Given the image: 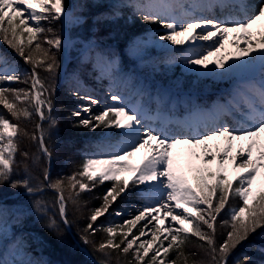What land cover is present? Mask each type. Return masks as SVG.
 Masks as SVG:
<instances>
[{"label": "snow or ice", "instance_id": "snow-or-ice-1", "mask_svg": "<svg viewBox=\"0 0 264 264\" xmlns=\"http://www.w3.org/2000/svg\"><path fill=\"white\" fill-rule=\"evenodd\" d=\"M213 6L193 2L188 5L192 12H188L183 11L185 4L180 0H154L134 5L144 22L163 24L166 32L159 39L174 45H189V55L185 57L188 65L201 66L208 70L207 74L223 75L258 64L264 72V31L259 33V39L254 38L257 33L253 31L255 25L264 23V0H258L256 4L245 0H219V7L227 13L223 19L194 15L198 8L211 9ZM177 9L181 10L179 16L176 15ZM62 18L65 21L72 18L68 15L65 0H0V40L31 66L30 72L25 73L13 66L6 55L0 54V106L17 121L0 115V185L7 182L12 188L23 187L32 195L45 188L53 190L61 222L71 225L69 203L79 210L82 194L110 181L111 187L100 198V206L92 210L81 235L83 243L91 245L93 252L103 257L97 259V264H188L185 248L193 237L200 242L201 248L207 250L211 258L209 264H255L247 253L234 260L230 258L253 234L264 230V185L259 189L254 187L257 178L262 176L261 169H264V142L261 141L264 137V85L254 88L251 97L245 99L246 110L239 126L234 127L224 120L223 117L231 112L222 110L210 122L185 124L179 132L168 128L167 123L160 128L154 127L153 122L158 117L150 116L142 106L129 105L127 99L117 92L110 94L112 105L93 114V106L100 105L101 100L77 86L72 94L85 103L79 105L80 110L72 115L88 114V118L80 119L77 126L91 131L117 130L125 138L124 146L115 147L102 156L87 155L71 175L53 181L50 168L54 151L48 141L58 126V120L52 115L55 86L42 79L39 70L53 74L60 67L57 53L63 46L62 36L53 28L44 27L42 22L51 23ZM229 33L235 34L233 43L239 48L240 57L248 59H233L232 53L220 55ZM196 41L214 43L197 51ZM241 41L244 47H240ZM45 43L50 47H44ZM214 56L216 59H211ZM218 69L223 72H217ZM29 78L30 87L27 89L7 86L28 83ZM33 115L40 123L31 139L38 141L39 153L46 158L48 165L43 168V182L39 184H33L27 163L24 165L26 177L13 179L17 154L29 157L27 151L20 152V138L28 133L21 128L19 121ZM220 138L226 143L223 148L217 145L213 150L210 142ZM238 140L247 141V145L241 144L237 148L235 142ZM180 144L192 146L191 156L203 160L200 165L193 164L191 159L187 161L188 171L193 173L191 179L181 165V157L173 152ZM200 147L203 151H196ZM254 149L258 152L255 157ZM141 150H146L145 155L139 163H133L131 158ZM32 159L36 163L40 157L33 156ZM212 161L216 162L215 168L211 166ZM139 186L146 190L141 192L146 203L136 210V215L121 224L93 227L118 198L129 195ZM231 199H238L239 205L229 206ZM35 207L47 215L49 209L44 201H36ZM222 213L229 218L220 219L219 226L228 230L223 240L217 243V221ZM114 214L124 215L119 210ZM48 226L56 230L57 235H62L56 219L49 217ZM97 231L106 233V239L99 243L90 239ZM149 231L150 238L141 239L147 237ZM252 247L264 252V248ZM173 252L177 253L176 258L170 259ZM129 254L132 259H121ZM5 264H14V261H5ZM192 264L202 262L193 260Z\"/></svg>", "mask_w": 264, "mask_h": 264}, {"label": "trees", "instance_id": "trees-1", "mask_svg": "<svg viewBox=\"0 0 264 264\" xmlns=\"http://www.w3.org/2000/svg\"><path fill=\"white\" fill-rule=\"evenodd\" d=\"M67 9L73 8L74 15L83 17V22L72 28L71 34L80 32V41L73 44L74 47L83 45V43L95 40L102 42L114 43V48L120 51L121 46L125 41L131 37L142 35L151 28L152 24L144 22L140 18V13L135 10L132 4L117 9L111 8L108 0H65ZM118 13V15H116ZM44 27L53 28L56 33L62 36V22H42ZM51 35V33H45ZM71 35V36H72ZM43 41V37L39 38ZM44 47H50L46 43ZM118 46V47H117ZM93 48L89 52V58H78L71 60L68 67L63 71L62 69V49L57 53V59L60 67L55 73L49 74L43 69H40L42 79L51 81L55 86L53 93L54 109L52 115L58 120V126L53 130L49 146L54 151V158L50 168V179L55 181L61 177L71 175L76 171L81 164L84 157L97 149V142L99 138L104 135L107 130L96 129L91 131L86 127L77 126L78 121L82 118H88V114L82 113L81 117L72 115L74 111H79L78 106L85 103V101L77 98L70 91L69 82L76 88L77 86H84L88 88L90 84L93 88L97 86L111 92L114 90L115 84L118 81L111 79L114 75L107 77L100 76L97 70L93 69L91 54L96 51ZM153 54H156L152 50ZM0 54L6 55L13 66L18 67L25 73H29L31 66L26 64L24 60L19 57L13 49H11L3 40H0ZM157 59L156 57L154 58ZM158 62V60H157ZM131 62L127 59L122 63V73L128 72ZM176 71H180L179 64L176 66ZM116 78H123L121 73L115 74ZM23 79V78H22ZM150 81H153L150 79ZM13 88L30 87V78L28 83L17 82L7 85ZM84 88H82V91ZM85 92V91H84ZM95 97L94 92H91ZM98 106H93V114L99 113ZM0 115L17 122L3 106H0ZM40 123L39 118L33 115L30 119H21L19 124L22 129L28 133L27 136L20 138V152L27 151L29 157L25 158L19 153L17 154V166L13 175V179L25 178V163L29 166V172L33 177V184L43 182V168L47 167L46 158L43 157L38 150V141L31 139V134L36 132V125ZM47 129V122L44 123ZM38 134V133H37ZM33 156H39L38 162L33 163ZM111 187V182L106 181L104 184H98L91 192L82 194V203L79 210L73 208L69 203V218L72 219L71 225H64L58 214V207L55 203L56 193L48 188L35 195L28 194L23 187L12 188L9 183L5 182L0 185V203L10 213V220L12 225L16 228L20 227L28 233V241L34 253L43 258L45 264H97L98 257L93 252L91 245H86L81 240V235L84 234L83 230L88 223V217L92 210L99 207L102 203L100 199L103 194ZM135 189L131 190L129 195H122L112 205V208L104 216L100 217L94 228L100 225L107 227L112 224H121L125 221L126 217L116 216V210L122 211L121 206L124 200L130 201L134 196ZM44 201L48 207L47 215L38 212L35 207L36 201ZM238 199H231L229 206H238ZM123 212V211H122ZM49 217L56 219L59 224V232L62 235H57L56 230L50 229L48 226ZM229 217L224 213L218 218L217 224V243H220L226 235L227 228L219 226L220 219H228ZM90 239L96 243L106 239V233L97 231ZM200 242L194 237L191 242L186 246L185 253L188 255V264L192 261L202 262V264H209L210 256L207 254L205 248L199 246ZM252 245L264 248V230H259L253 234L248 241L238 247L233 253L230 260L247 253L252 258L255 264H264V252L257 250ZM195 253V255H192ZM177 253L170 254V259H175ZM132 259L131 254L127 258ZM112 260L115 261V255ZM183 264V262H181Z\"/></svg>", "mask_w": 264, "mask_h": 264}, {"label": "rangeland", "instance_id": "rangeland-1", "mask_svg": "<svg viewBox=\"0 0 264 264\" xmlns=\"http://www.w3.org/2000/svg\"><path fill=\"white\" fill-rule=\"evenodd\" d=\"M184 1L186 2V0H180V2L185 4ZM108 2L111 8L117 9L118 7L130 4L129 2H132L133 5H135L136 3L148 4L154 2V0H108ZM68 15L72 18L66 21L62 18L64 24L67 26L63 27L62 30V47H64V38H69V40L66 41V44L68 43L69 45V53L71 54L73 50L77 49L80 50L79 53H82V47L75 49L73 48V44L79 42L81 39L79 31L75 32L74 35L71 34L72 36L69 35L68 37L66 36V33L64 36V32H67L71 29L72 26L79 23L82 20V17L74 15L72 13V10H68ZM153 25L156 26L154 28L152 27L148 29L146 33L131 37L130 39L125 41L121 46V48L123 49L122 51H116L113 47L114 45L108 48L106 47V43L103 49L97 50L92 54L93 69L97 70L102 75H112L116 71L120 72V68L122 69L120 61L125 58L131 60L133 64L130 71L132 70L134 71V73L125 77L124 81L126 82V85L123 84L124 86H122L121 90L117 93L123 95L127 99L129 105L133 107L142 106L144 110L147 111L148 107L152 106V108L155 109V113L152 116L159 114L160 111L157 110L159 104H165L169 107L175 108L179 107L185 101H189L192 99V96L189 97V94L193 92L194 94L195 92L204 94V92L208 91L211 88L210 84L213 85L214 83H217L219 81H224L222 77H200L194 72V70L189 67V65L183 59L182 53L175 54L170 51H158L155 45V38L153 37V34L157 33V31L162 28V23L155 22L153 23ZM92 44L93 43H90L88 45ZM180 48L183 52H186L187 50L183 47ZM152 50H156L157 54L154 55L153 53H151ZM155 57L158 58V63H155ZM83 58L87 59L88 55H83ZM178 64L180 66V71L183 72V74L191 75L193 78L191 77V79H187V77L183 76V74L180 75V72L178 76H175L176 66ZM258 69L259 65H257V70ZM140 72H145V74H140ZM156 72L162 75L161 79L166 84V88L164 91L157 90L148 81L149 78L157 76ZM256 72H253L251 75ZM111 79H113V77ZM261 80H264V77ZM170 82L176 83L178 86L185 85V87L180 90V92L183 94L182 98L175 99L173 96H171L177 91L169 84ZM68 84L70 86V91L73 93V91L76 90V87L71 82H69ZM194 84H198L200 88L198 87L199 89L197 90L192 89V86ZM82 88H84L86 92H94L97 95L96 97L102 101V105L98 106L101 110L106 105L110 106L114 103L110 99V94H106L103 89H93L92 87L86 88L84 86H82ZM147 93H149L150 96L148 97L146 104L141 105V96ZM218 94L220 95V92H218ZM152 101H154L155 103L152 104ZM220 105V101L213 102L209 107H203L199 102L198 104L193 103V109L191 110V112L195 110L200 112H209L211 109L220 107ZM78 110H80V108ZM115 135L116 130H107L106 134H104L103 137L99 138L96 144L97 149L87 155L98 156L100 151L111 152L115 150V147H118L122 141L118 137L115 138ZM257 154V150H254L253 156H256ZM124 175L130 176L127 173H124ZM141 192H144V190L139 186L136 189V195L133 199H131L129 202L124 200V205L122 204L121 210L126 217L125 220L132 218L131 211L133 209L141 207L144 203H146V200L141 195ZM139 227L140 225H137V228ZM149 227L151 228V225ZM133 231L135 232L136 229H133ZM148 234H151V232L149 231ZM141 239L144 238L142 237ZM28 240L29 239L26 231L21 228H15L11 224L9 212L2 205H0V264H5V261H14V264H27V262L29 261L32 262V264H45L44 260L41 257L33 254L34 251L30 247V243L28 242Z\"/></svg>", "mask_w": 264, "mask_h": 264}, {"label": "bare ground", "instance_id": "bare-ground-1", "mask_svg": "<svg viewBox=\"0 0 264 264\" xmlns=\"http://www.w3.org/2000/svg\"><path fill=\"white\" fill-rule=\"evenodd\" d=\"M253 1H257V3H258V0H245V2H248V3H251ZM193 2H195L197 4H202V5H204V4H213L214 5L211 9L198 8L195 10L194 15L212 17L213 13L215 12L217 14L215 17L223 19L225 17V15L227 14L224 9L219 7V5H218L219 0H186L185 8L183 11L192 12V9L190 7H188V5L192 4ZM180 14H181V10L177 9L176 15L179 16ZM65 27H67V26L65 25ZM253 31L255 33H257V35L254 38L259 39V33L261 31H264V23H258L257 25H255L253 28ZM165 32H166V29H164L163 24H162V28L160 30H158L157 33L153 34V37L155 38V45H156L158 51H161V52L170 51V52H173L175 54L182 53L183 59L185 60V57L187 55H189V53H188L189 45L188 44L174 45V44H171V42H169V41H164V40L159 39V37L163 36L165 34ZM197 32H199V30H197ZM234 37H235L234 33H229L228 39L225 41L226 46L221 51L220 55H226L228 53H232L233 59H235L236 57H240L239 48H237V46L233 43ZM213 43H214V41H197V42H195L197 51H202L204 49H207ZM180 47L186 48L187 49L186 52H183ZM240 47H244L243 41H241ZM240 58L244 59V60L248 59V57H240ZM211 59L215 60L216 57L215 56L211 57ZM229 63H231V60L229 61ZM257 65L252 66L247 70L233 71L231 73H227V74H223V75L207 74L208 70L202 69L201 66H190L189 65V67L192 70H194V72L197 75H199L200 77H205V76H210L212 78H221L222 77L224 79V81L229 80L230 82L228 84V88H226L227 89L226 93L227 94H229L230 92L231 93L229 95L228 101L226 103L221 104L220 107H216L215 109H211L209 112H200V111L195 110L192 113H188L186 120H184L181 123V126H183L185 124L197 125V124L210 122L215 117V115L222 110L225 112H231V115H225L223 117L224 120L228 121L234 127L239 126L238 122L242 121V114L246 110L245 99L251 97L252 90L254 88H258L260 85H264V80H258V78L256 76L251 75L253 72L257 71ZM209 68H212V65H209ZM217 72H223V70L218 69ZM169 84L173 88H175L177 91L175 94H173L171 96H173L175 99L182 98L183 94L180 92V90H182L185 87V85L178 86L176 83H173V82H170ZM198 87H199L198 84H194L192 86V89H197ZM149 96H150L149 93L143 94L141 96V99H140V104L145 105ZM147 112L151 113L150 110H147ZM175 115H179L177 111H174V112L167 111V110L161 111V112H159L158 115L153 116V117H158V119H156L153 122V126L160 128V127H163L165 123H167L168 128H171L173 131L177 130L179 132L181 130H178L179 128L176 129L179 126H176V124L174 122V119H175L174 116ZM199 130L203 131V128H200ZM117 137L122 140L121 144L118 147H123L124 142H125V138L116 130L115 138H117ZM261 141L264 142V137H261ZM210 143L212 145L213 150H216L217 145H219L220 148H223L226 141H224L223 138H220L219 140H214ZM241 144H244L246 146L247 141H239L238 140L235 142V145L237 148ZM145 151L146 150H141V152L138 153L135 157H132L131 158L132 162L133 163H139L141 158L145 155ZM196 151L202 152L203 149H202V147H200V148H197ZM173 152H174V155H178L181 157V161H180L181 165L185 168V171L187 172V174L189 175V178L191 179L193 173L191 171H188L187 161L189 159H191L193 164L200 165L203 163V160L202 159L197 160L195 157H192L191 156L192 146L187 145V144L177 145L175 147V149H173ZM107 153H110V152L100 151L98 156L106 155ZM234 154H235V150L233 151V155ZM254 157H255V155H254ZM211 166L213 168H215L216 162L212 161ZM229 169L231 171V166H229ZM261 172H262V176L257 178L256 185L254 186L256 189H258L260 186L264 185V169H261ZM127 174L130 175L129 173H127ZM140 187L144 191H146L143 188V186H140ZM139 208H141V207H138V208L133 209L131 211L132 216L137 214L136 210ZM153 223H155V221ZM165 226H167V222H165ZM150 236H151V234H148L147 237H143V238L144 239L150 238Z\"/></svg>", "mask_w": 264, "mask_h": 264}]
</instances>
